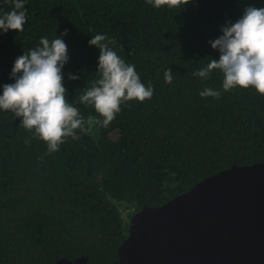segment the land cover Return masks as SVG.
Here are the masks:
<instances>
[{"label":"trees","instance_id":"obj_1","mask_svg":"<svg viewBox=\"0 0 264 264\" xmlns=\"http://www.w3.org/2000/svg\"><path fill=\"white\" fill-rule=\"evenodd\" d=\"M27 0L23 31L0 33V84L23 51L41 36L65 29L69 60L62 69L66 98L85 118L83 129L48 153L46 143L0 111V264H53L86 256L89 264H120L117 249L130 217L165 204L201 180L231 166L264 164V94L254 88L201 97L221 88L222 74L193 75L219 53L209 40L264 0ZM13 7L0 0V10ZM104 33L135 65L153 95L121 104L107 127L79 97L99 78ZM171 68V83L164 70ZM68 73L79 76L69 80ZM126 212L128 220L121 217Z\"/></svg>","mask_w":264,"mask_h":264},{"label":"clouds","instance_id":"obj_2","mask_svg":"<svg viewBox=\"0 0 264 264\" xmlns=\"http://www.w3.org/2000/svg\"><path fill=\"white\" fill-rule=\"evenodd\" d=\"M27 0H12L11 10H0V33L23 31L26 23ZM159 7L161 0H146ZM176 2V0H173ZM188 0H184L187 3ZM221 34L208 41L219 58H212L193 72L201 79L209 78L214 70L222 74L221 88L205 87L201 97L219 98L222 91L252 87L264 94V7L247 6L234 22L226 21ZM65 29L51 40L41 36L34 48L18 56L12 65L13 82L0 84V111H11L20 118V125L46 143L47 152L59 150L64 139L83 129L84 117L66 98L62 69L69 60ZM98 49L97 72L99 78L80 95L79 101L90 105L102 119L96 123L107 127L121 110V104L136 100L143 102L153 95V86L145 84L134 64L126 62L111 47L115 40L97 33L88 40ZM69 80L79 76L68 73ZM171 68L164 70V80L171 83Z\"/></svg>","mask_w":264,"mask_h":264},{"label":"water","instance_id":"obj_3","mask_svg":"<svg viewBox=\"0 0 264 264\" xmlns=\"http://www.w3.org/2000/svg\"><path fill=\"white\" fill-rule=\"evenodd\" d=\"M120 264H264V164L231 166L129 219ZM53 264H89L86 256Z\"/></svg>","mask_w":264,"mask_h":264},{"label":"rangeland","instance_id":"obj_4","mask_svg":"<svg viewBox=\"0 0 264 264\" xmlns=\"http://www.w3.org/2000/svg\"><path fill=\"white\" fill-rule=\"evenodd\" d=\"M121 212V217L124 219V220H128L127 216H126V212H123V209L120 210Z\"/></svg>","mask_w":264,"mask_h":264}]
</instances>
